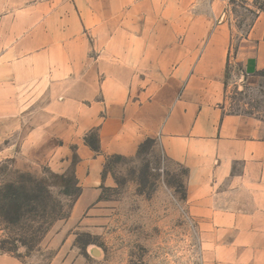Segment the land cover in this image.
I'll return each mask as SVG.
<instances>
[{
  "label": "crops",
  "instance_id": "crops-1",
  "mask_svg": "<svg viewBox=\"0 0 264 264\" xmlns=\"http://www.w3.org/2000/svg\"><path fill=\"white\" fill-rule=\"evenodd\" d=\"M194 1L0 0V164L52 166L74 147L77 213L107 156L155 140L187 172L202 264H264V120L222 107L224 26L197 61L171 39L191 35ZM178 17L187 28L176 35ZM234 59L245 76L264 72V6ZM138 85L149 99L132 98ZM94 130L98 152L85 142ZM0 264L23 263L0 254Z\"/></svg>",
  "mask_w": 264,
  "mask_h": 264
},
{
  "label": "rangeland",
  "instance_id": "rangeland-1",
  "mask_svg": "<svg viewBox=\"0 0 264 264\" xmlns=\"http://www.w3.org/2000/svg\"><path fill=\"white\" fill-rule=\"evenodd\" d=\"M20 2L15 0L16 7ZM263 6L261 0H195L189 12L191 35L171 38L175 45H189L192 60L197 61L213 30L224 26L229 59L222 107L226 113L261 120L264 72L245 76L234 57ZM178 18L169 25L176 35L187 28L186 19ZM203 29L205 35L198 36ZM134 87L138 91L132 98L149 99L144 95L148 86ZM96 138L95 130L85 137L88 147L96 144ZM70 151L61 160L67 159L69 165H18L14 159L0 164V184L21 177L47 183L58 194L63 216L51 226L37 251L20 248L16 260L23 264H202L200 230L184 204L187 172L166 156L157 141L148 139L132 157L107 156L96 194H87L77 213L74 207L83 190L74 173L78 160L74 147Z\"/></svg>",
  "mask_w": 264,
  "mask_h": 264
},
{
  "label": "trees",
  "instance_id": "trees-1",
  "mask_svg": "<svg viewBox=\"0 0 264 264\" xmlns=\"http://www.w3.org/2000/svg\"><path fill=\"white\" fill-rule=\"evenodd\" d=\"M89 146L97 152V138L96 144ZM50 189L47 183L26 177L0 184L1 254L17 258L20 248L28 253L37 251L54 222L63 218L58 210V194ZM76 189L79 195L77 183Z\"/></svg>",
  "mask_w": 264,
  "mask_h": 264
}]
</instances>
